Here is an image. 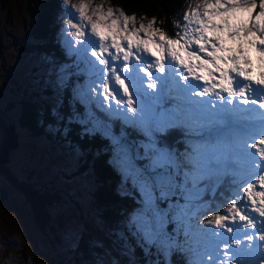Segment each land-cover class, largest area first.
Wrapping results in <instances>:
<instances>
[{"label": "snow or ice", "instance_id": "obj_1", "mask_svg": "<svg viewBox=\"0 0 264 264\" xmlns=\"http://www.w3.org/2000/svg\"><path fill=\"white\" fill-rule=\"evenodd\" d=\"M203 4L205 11L201 15L196 10L191 29L189 14H185L186 23L175 38L155 28V18L130 28L135 14L127 15L111 7L105 12L102 5L94 13L98 18L93 20L87 14L88 0H81L77 9L79 20L85 23H73L75 15L67 23L76 29L73 35L78 42L83 37L82 47L93 75L99 80L97 87H89V93L98 88L104 101L124 105L119 110L125 115L131 113L129 118L141 122L151 134L152 162L140 176L143 210L130 219L126 232L145 256L155 248L158 255L165 257L163 262L145 264H172L170 257L176 251H192L199 257L189 264H264V0H260L255 16L252 13L256 0H203ZM253 48L258 53L259 73L249 55ZM71 75L64 68L57 69L55 88H65ZM145 79L151 81V89L158 87L157 82L162 87L173 83L190 96H207L206 103L212 105L217 101L226 115L221 120L193 125L191 120H182L161 104L145 110L140 90ZM73 95L80 103L85 102L79 90ZM234 103L256 105L259 111L255 107H227ZM108 107L118 110L111 103ZM195 111L198 110L193 108ZM72 121L84 124L85 133L98 131L94 121L81 120L78 112L69 117ZM221 125L229 131L230 138L233 134H246L243 152L256 173L250 174L247 182L241 178L238 154L233 157L230 153L227 160L215 154L205 158L210 147L219 143L213 139V133L219 135L224 130ZM172 131L200 140L201 144L188 146L184 154L177 155L161 142ZM255 134L259 139L248 144L247 139H254ZM221 167L224 175L232 177L228 181V195L222 196L227 207L222 203L213 209L211 202L190 204L184 215L190 219L194 215L191 209H203L209 213L203 223L212 227L203 229L205 235L191 241L195 248H185L165 227L169 213L164 202L177 190L188 191L189 186L197 190V199L202 200L197 186L202 181L219 182L217 173ZM193 173L197 174L195 179ZM190 229L191 225L185 228L186 237L195 235Z\"/></svg>", "mask_w": 264, "mask_h": 264}, {"label": "rangeland", "instance_id": "obj_2", "mask_svg": "<svg viewBox=\"0 0 264 264\" xmlns=\"http://www.w3.org/2000/svg\"><path fill=\"white\" fill-rule=\"evenodd\" d=\"M58 1L64 8L63 12L60 13L63 30H60L59 33L61 32L62 38L71 41L77 40L73 35L76 29L68 25L67 21L73 19L75 15L76 19L73 20V23H85L79 20L77 11L81 0ZM259 2L260 0H256V8L259 7ZM88 4L89 11L87 14L92 16L93 20L98 18V14L94 13L101 5L105 12L111 7L122 10L127 15H133L123 10L119 0H88ZM248 6H251V4L249 3ZM27 7H29L27 0H0V114L6 115L10 121L16 123L17 127H14V129L18 132L16 145L11 147L6 154H0V159L4 161L8 156L5 162L10 167L14 178L9 181L7 174L3 173V169L0 168V191H2L0 194V264H125L118 257V253L113 250L115 247L109 246V236L111 234L106 227L104 231L103 221L99 217L100 208L93 200L92 193L100 183L93 178V172H89L91 169L83 170L81 173L78 172L77 146H74L73 141L62 142L63 144L60 146L57 141H52L47 135L34 136L26 128L21 127L19 123L17 117L18 101L21 99L22 91L26 90L31 93L30 90L41 89L40 79L35 76L39 73L34 69L41 59L40 53H32L30 49L28 50L31 37L23 33L22 24L27 21ZM197 9L203 15L205 11L203 0H187L180 12L179 26L181 27H179V32H182L186 23L184 20L185 14H189L191 21L189 29L195 25V12ZM135 16L136 20L130 23V28L133 25L138 27L141 23L147 24L153 19V16L150 15ZM67 31H70L68 35ZM172 37L175 38V34ZM81 41L83 42V37ZM251 54L258 56L254 48L249 50V55ZM88 65H86L85 79L91 78V75H93L91 65L89 63ZM90 80V82L84 80L76 83L75 91L79 90L85 99L91 101L96 108L111 111L140 126L147 138L145 140L140 138V145L144 147L152 146L153 148V145L149 143L151 134L148 133L146 127L141 122L130 119L131 113L125 115L123 111L119 110L124 105L116 106L115 101H104L98 88L96 92L89 93L90 86L97 87L99 84V80L94 75ZM150 82L145 79L140 88L145 110H148L154 104H161L167 107L169 111L178 114L182 120H191L195 124L205 120L202 115L201 104L193 105L190 103L191 100L197 101V96H190L182 88L177 87L178 97L174 98L172 103L165 104L162 103V96L170 93V85L162 87L157 82L158 87L151 89L148 88ZM144 93L147 95H144ZM5 100L13 102L12 108L8 111L3 106ZM35 100H38L42 106L46 102H49L52 106L51 99L46 95L43 98L36 96ZM109 103L118 110L109 109ZM193 108L198 111L193 112ZM51 111L54 112V109L52 108ZM0 119L3 130L10 133L11 128L8 121L5 120L6 118L4 119L0 115ZM220 127L224 129L223 125ZM187 139L190 146L196 147L201 144L200 140L190 139L189 137ZM213 139L219 140V143L210 147L209 151L205 153V158L215 154L217 156L223 155L224 159L227 160L230 153L235 157L238 145L243 146L246 140V134L241 132L239 135L233 134L230 138L229 131L224 129L219 135L214 132ZM48 140L55 144L54 148L49 147ZM60 141L62 140L60 139ZM123 141V139L120 140L118 146L124 151L118 153L119 157L113 156L116 159L121 158L125 150L129 151V154H136V146L133 145V142ZM253 141H255V136L254 139H247L248 144ZM242 158L239 155V161ZM96 161L101 160L96 159ZM123 161L125 162L124 159ZM140 164L137 159L132 164L135 169L133 173L134 180L138 182L143 171L148 168V165L141 167ZM116 166L114 168L117 175L123 179L126 176L125 171L122 169L124 163H118ZM217 175L220 180L217 186L214 185L215 182L202 181L204 186L205 184L211 186V190L216 188L213 193H204L212 206L222 196L225 197L228 194V181L232 178L230 176L222 177L224 175L223 167ZM196 176L197 174L193 173V177ZM241 178L244 182H247L242 174ZM26 183H30L35 188L33 201L30 199V202L24 200L22 191L19 188V185ZM6 195H8L7 198ZM196 200L197 196L189 195L185 202L190 205L192 201ZM42 202L43 204L46 203L45 212L49 224L41 231V227L34 223L32 209L40 207ZM222 203L226 208L227 203L223 201L218 202L217 206ZM142 210L143 205H140L139 201L129 207L125 218L127 223L133 217L138 216ZM208 214L207 211L200 210L191 221L193 228H196L197 224L199 225L197 228L204 224V217ZM187 224L189 226V223ZM204 225L207 228L212 227L211 225ZM203 235L205 233L201 231L199 236ZM106 238L108 239L106 240ZM84 244H87L90 248L88 254L80 250ZM147 259H150V257L147 256ZM135 264H142V261L139 259Z\"/></svg>", "mask_w": 264, "mask_h": 264}, {"label": "trees", "instance_id": "obj_3", "mask_svg": "<svg viewBox=\"0 0 264 264\" xmlns=\"http://www.w3.org/2000/svg\"><path fill=\"white\" fill-rule=\"evenodd\" d=\"M119 1L126 13L137 16H153L156 20L155 28L162 29L170 37L180 31L179 27H177L179 25V16L182 8L187 3V0ZM27 2L29 6L27 7L28 15L27 21L22 24L23 33L31 37L28 50L30 49L32 53H40L41 59L34 69L39 73L35 76L40 79L41 89L30 90L31 93L26 90L22 91L21 99L18 101L19 108L17 113L21 127L26 128L34 136L47 135L52 141H57L60 146H62V142L72 141L74 146H77L78 172L81 173L83 170L91 169L89 172H93V178L100 183L98 188L92 193L93 200L97 207L100 208L99 217L103 221L104 231L106 227L111 234L109 236V246L115 247L113 250L118 253L120 260L125 264H135L139 259L142 264H145V261L163 262L165 260L163 255H158L155 248L147 255L150 259H147V256L139 250L140 247L130 241L126 234L129 224L125 219L126 211L138 201L140 205H143V189L140 182L134 180L133 173L135 169L132 164L137 159L141 163V167L147 165L149 167L152 162V146L144 147L140 145L139 139L145 140L147 138L140 126L133 121L116 115L111 111L98 109L87 99H85L84 103H80L74 97L75 84L84 80L90 82L93 76L91 75V78L85 79L88 58L82 47V41H71L62 38L61 32L59 33L60 30H63L60 13L63 12L64 8L58 0H27ZM259 10V7L255 9L254 16ZM68 32L70 31H67V35ZM60 68L66 69L72 75L69 77L68 85L65 88L56 89L54 77L57 69ZM45 95L51 99L52 106L49 102L42 106L38 100H35L36 96L43 98ZM172 100L170 93L162 96V103L170 104ZM3 103L6 111L13 106L11 101L5 100ZM52 108L54 112L51 111ZM77 112L81 120L90 119L94 121L98 131L85 133L84 124L76 121L70 123L69 117ZM88 126L90 127L91 125ZM187 138V135H180L179 132L172 131L161 142L171 152L181 155L190 146ZM121 139L127 140L128 143L133 142V145L136 146V154H129V151L125 150L121 158L116 159V157H119L118 153L124 151L117 145V142ZM52 141L48 140L50 148L55 147ZM114 148L117 154H114ZM113 155H116V157H112ZM96 159L101 161H96ZM0 162V168L3 169V173H6L8 180L12 181L14 178L10 167L7 166V162ZM118 163H124L122 169L125 171L126 176L123 179L117 175L114 168L117 167ZM224 176L226 175L222 177ZM193 179L195 178L193 177ZM182 181L183 175L180 177V182ZM219 183L220 180L215 182L214 185L217 186ZM181 187L183 188L182 183ZM19 188L22 191L24 200L26 199L30 202L31 199L33 201V193L35 191L33 185L26 183L19 185ZM197 188L199 189V196L203 199L192 201L191 205L208 202L204 193L210 192L211 186L205 188L203 182H201ZM1 193L2 191H0ZM189 195L197 196V190L191 188V186H189L188 191L177 190L168 201L164 202L163 207L167 206L166 211L169 213V220L166 221L165 227L171 235L182 228L185 231V228L188 227L187 223L192 227L190 231L197 233V236L199 235L198 228H193L191 222L199 211H193L194 208L191 209L194 215L190 219L184 215V212L190 209V205H183ZM212 207L215 209L217 205L215 204ZM45 209L46 203L43 204V202L40 207L32 209L34 223L41 227V231L49 224L46 219ZM177 238L178 243L181 244L185 237L184 234H180ZM80 250L88 254L90 248L87 244H84ZM81 259L84 260L83 258ZM198 259L199 257L195 254L194 260L197 261ZM170 260L172 264H185L184 257L180 251L174 252ZM80 262L82 261L80 260Z\"/></svg>", "mask_w": 264, "mask_h": 264}, {"label": "clouds", "instance_id": "obj_4", "mask_svg": "<svg viewBox=\"0 0 264 264\" xmlns=\"http://www.w3.org/2000/svg\"><path fill=\"white\" fill-rule=\"evenodd\" d=\"M0 115H2L6 119L8 118L6 115H3L2 113ZM0 128H1L2 135L4 137L3 142L4 141H8L11 144V143L17 141V140H15L14 131L12 129H11V132L10 133L7 130H5V132H4V130L2 128V124H1V119H0ZM0 136H1V134H0ZM17 138H18V132H17ZM6 152H7V150H6ZM7 159H8V156L6 157V160L5 161H7ZM2 161H4V160H2Z\"/></svg>", "mask_w": 264, "mask_h": 264}, {"label": "bare ground", "instance_id": "obj_5", "mask_svg": "<svg viewBox=\"0 0 264 264\" xmlns=\"http://www.w3.org/2000/svg\"><path fill=\"white\" fill-rule=\"evenodd\" d=\"M257 73H259V71ZM7 121H8V123L10 125V128L12 130H13V125H14V127H17L16 123L10 121L8 118H7ZM4 132H5V130H4ZM9 144L10 143L8 141H4V142L1 143V145H0V154H2V155L6 154V149L9 146Z\"/></svg>", "mask_w": 264, "mask_h": 264}, {"label": "water", "instance_id": "obj_6", "mask_svg": "<svg viewBox=\"0 0 264 264\" xmlns=\"http://www.w3.org/2000/svg\"><path fill=\"white\" fill-rule=\"evenodd\" d=\"M5 119V118H4ZM6 121H7V119H5ZM13 131H14V137H15V140H17V131L14 129V125H13ZM0 134H1V136H0V145H1V143L3 142V139H4V137H3V135H2V132H1V128H0ZM16 145V142H13V143H11L8 147H7V151L11 148V147H13V146H15ZM0 161H2L1 159H0Z\"/></svg>", "mask_w": 264, "mask_h": 264}, {"label": "flooded vegetation", "instance_id": "obj_7", "mask_svg": "<svg viewBox=\"0 0 264 264\" xmlns=\"http://www.w3.org/2000/svg\"><path fill=\"white\" fill-rule=\"evenodd\" d=\"M3 106H4V105H3ZM0 164H1V162H0ZM2 190H3V189H2ZM4 191H5V190H4ZM7 196H8V195H6L5 197L7 198Z\"/></svg>", "mask_w": 264, "mask_h": 264}]
</instances>
